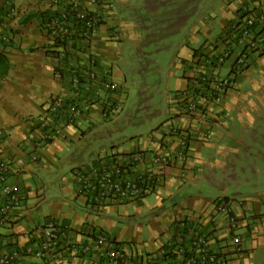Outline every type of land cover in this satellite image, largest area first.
Wrapping results in <instances>:
<instances>
[{
  "label": "crops",
  "instance_id": "crops-1",
  "mask_svg": "<svg viewBox=\"0 0 264 264\" xmlns=\"http://www.w3.org/2000/svg\"><path fill=\"white\" fill-rule=\"evenodd\" d=\"M218 1L222 2L216 8L222 12L205 20V8L213 6L214 10ZM114 3L115 10L103 14L90 40L75 36L72 45L64 48L53 43L44 27L46 18L55 13L50 0H0V38H7L0 40V162L7 163L6 183L15 187L20 197L19 205L0 222V248L12 247L22 253L40 240L38 227L54 220L66 226V240L71 244L90 243L99 232L127 256L160 258L163 245L188 221L204 231L211 251L220 254L226 264H241L247 254L245 240L243 253L233 260V254L227 252L230 248L225 250V221L213 208L216 201L227 202L237 224L242 230L246 225L249 231L244 239L252 238L260 227L256 224L264 221V48L246 54V68L233 76L219 104L203 105L205 109L188 113L178 93L187 85L193 54L196 60L211 40L218 44L224 27L232 23L240 8L255 9L264 0H215L208 5L205 0ZM12 8L16 15L10 17ZM159 40L169 41L172 65L162 68L154 61L155 67L149 70L141 63L139 76L129 82L131 72L126 75L121 66L125 56L129 58L132 51V57L138 54L144 61L149 54L146 46L156 51L153 43ZM129 48L132 50L124 55ZM89 58L95 71H108L117 87L106 94L114 110L119 84L126 93L133 86L142 102L163 95L156 104L161 110L154 111L148 126L138 128L130 138L125 136L122 127L130 123L126 120L129 116L120 120L113 116L114 110L103 111L102 97L94 99L89 111L72 123H66L63 115L48 113L52 98L69 96L72 72L84 69ZM81 85L87 95L94 94L97 86L85 80ZM45 119L47 127L42 125ZM137 152L147 158L124 169L129 177L144 173L150 154L163 155L169 161L160 187L147 195L153 196L152 200L146 196L93 204L87 193H80L82 180L93 168ZM51 175L58 179L60 197L44 195V188L53 180ZM70 201L82 213L72 210ZM2 202L0 197V205ZM129 206L137 212L145 208L149 214L162 211L165 215L151 244L143 241L139 232L134 238L117 228L115 222L127 216ZM121 207L124 210L117 213ZM19 262L115 264L95 253L79 256L66 251L54 260L22 254Z\"/></svg>",
  "mask_w": 264,
  "mask_h": 264
},
{
  "label": "built area",
  "instance_id": "built-area-1",
  "mask_svg": "<svg viewBox=\"0 0 264 264\" xmlns=\"http://www.w3.org/2000/svg\"><path fill=\"white\" fill-rule=\"evenodd\" d=\"M50 5L55 8V13L46 18L44 27L53 43L64 46V48L72 45L75 36L90 40L97 28V22L103 17V14L115 10L114 0H50ZM243 11L248 14L243 18L235 17L223 38L227 40L229 46L221 50L216 46H206L208 49L207 58L199 53L196 60L188 65L190 75L187 77V85L178 93L180 103H186L188 113L201 111L207 105L219 104L230 88L233 76L241 71L245 63V53L263 50L264 4H259L255 9H243ZM15 15V10L12 8L9 16ZM75 24L78 25V29L73 27ZM0 40L4 42L7 41V38L1 37ZM238 48L239 52L227 66V73L222 75V67L229 61L234 49ZM58 57H62L61 53L58 54ZM84 67L86 69L72 72L69 96L58 95L49 102L48 113L55 116L63 115L66 123H72L76 117L88 112L92 107L93 100L98 97L103 99L100 101L103 111L114 110L106 97V94L117 89L108 77L109 72L104 71L98 74L93 68L91 58ZM230 71H233L234 74ZM84 80L86 83L97 85L94 86V94L87 95L84 90L79 88ZM203 105L206 107L203 108ZM42 125L46 127L49 125L47 119L42 122ZM146 158L147 154L137 152L113 158L107 166L99 169L93 168L82 180L80 193H87L91 203L99 204L106 199L114 201L137 200L150 189L155 191L160 187L165 169L169 165L165 156L148 155L149 165L141 175L129 177L124 172V169L126 171L127 168H131L135 164L143 163ZM7 173H9L7 163L0 162V197L3 198L0 205V222L11 209L20 203L16 188L6 183ZM214 211L223 217L232 245L237 250L241 249V242L234 235L237 231L238 221L231 214L228 203L225 201L215 202ZM38 231L41 234L40 240L34 241L22 253L13 248L8 250L0 248V264H20L22 254L38 260H54L62 251L76 253L79 256L95 253L101 259L115 264H226L220 254L211 251L204 231L199 230L197 226L188 221L176 232L173 239L163 245L160 249L162 256L160 258L127 256L112 243L108 236L99 232L92 236L90 243L80 246L71 244L66 240V226H61L54 220L44 222L38 227Z\"/></svg>",
  "mask_w": 264,
  "mask_h": 264
},
{
  "label": "rangeland",
  "instance_id": "rangeland-1",
  "mask_svg": "<svg viewBox=\"0 0 264 264\" xmlns=\"http://www.w3.org/2000/svg\"><path fill=\"white\" fill-rule=\"evenodd\" d=\"M213 3L215 0H205V3ZM222 1H218L216 3L215 9L213 10L212 7L207 10L205 8L204 10V18L205 20L209 18L210 20L213 19L212 16H214V13H221L222 11L220 9H217L216 7H219ZM207 3V5H208ZM209 7V6H208ZM241 10L243 9H248L246 6H243L240 8ZM237 17V15H236ZM234 22V19L233 21ZM231 24V23H230ZM225 26L221 36L219 39H222V37H225V34L227 33V30H229V26ZM156 47V51H154V47L152 46H146V51L149 54L147 55V58L145 56L144 61L140 59L138 54H135V56H131L132 51L129 53V58L125 56V60L122 62V70L125 72L127 75L128 72L130 71V75L128 76V81L131 82L132 78H136L139 76V71L141 67V63L143 64V67L146 69L148 68L149 70L153 67L154 61L157 62V64L164 68V67H170L172 65V61L174 57L169 56L168 53V44L169 41H164V40H159L153 43ZM210 46L214 47L216 46V40H211ZM208 47V46H207ZM132 50V48H129L128 50L125 51L124 55ZM238 49H234L232 52L233 54L231 55L229 61L222 67L226 68V65H230V63L233 61L235 58L237 52H239ZM202 52V51H201ZM250 53V52H249ZM245 54H248L247 52ZM233 56V57H232ZM150 61V62H149ZM153 61V62H152ZM244 65L241 68V71L244 70L245 65L248 61V58H244ZM144 69V70H145ZM222 71V70H221ZM227 71V68H226ZM226 71H222L221 73L224 74ZM145 72V71H144ZM151 72V71H150ZM180 75V72H179ZM157 76V75H156ZM264 77V76H263ZM163 87V86H162ZM161 87V88H162ZM151 91V90H149ZM119 95H118V102H116V107L114 110L113 116L119 117L120 120H123L125 115L129 116L126 120H130V123L127 125H123L122 131H124V135L127 137L133 136V134L138 130V128H142L143 125L148 126V123L151 122L154 119V111L161 110V106H157L156 104L161 102V99H163V95L158 94V98L154 96L153 100L147 101L143 100L140 101L142 98H138V92L134 90L133 86H129L127 93L125 92V89L123 85L119 84ZM148 93V91H147ZM127 148L130 149L129 143H126ZM120 147V146H119ZM53 180L47 184V186L44 188V195L47 197H55V196H61L62 194L59 193L58 191V184H57V178L54 175H51ZM46 182V181H45ZM264 188V186H263ZM150 196V195H149ZM147 200H152V197L146 198ZM72 202V201H70ZM217 202V201H216ZM72 210H76L79 213H82L80 209H78L72 202ZM68 206H65L64 209H67ZM214 209V208H213ZM124 208H119L117 213L123 211ZM127 213H125L127 216L124 217L123 219L115 222L116 226L118 229L124 230V233L126 236L129 237H136V233L139 232L138 234L140 235L141 239L143 241H146V243L151 244V237L155 236L157 234L156 229H157V224L163 223L164 221V214L162 211H154L153 214H149L148 210L145 208H141L139 212H137L135 209L133 210L131 206H129L126 209ZM112 216L116 217V213H111ZM159 215V216H157ZM157 216V217H156ZM260 223H257L256 225L260 226L259 230L254 234L252 238H245V234L248 233V229H246V225L243 226L244 230H242V227L238 224L237 226V231L234 234L236 237L239 238L241 242V249L237 250L233 245H232V240L230 238V234L228 232V229H226V238L224 241L225 245V250L226 248H230L227 252H231L233 254V260L237 257V255H240L243 253V240H245V248H246V255L243 256L241 264H264V221L261 225ZM126 227V228H125ZM159 228V227H158ZM126 230V231H125ZM125 237V236H124ZM228 241V242H226ZM236 256V257H235Z\"/></svg>",
  "mask_w": 264,
  "mask_h": 264
},
{
  "label": "trees",
  "instance_id": "trees-1",
  "mask_svg": "<svg viewBox=\"0 0 264 264\" xmlns=\"http://www.w3.org/2000/svg\"><path fill=\"white\" fill-rule=\"evenodd\" d=\"M237 13H239V14H237ZM53 14V13H52ZM52 14L51 15H49V16H52ZM236 14H237V17L238 18H243L244 17V15H246V14H248L247 12H244L243 10H239L238 12H236ZM99 25V22H97V26ZM73 27H78V25L77 24H75V25H73ZM217 43L218 44H216V47L218 48V47H221V49H224L225 47H227V46H229V43H227V40L226 39H223V37H222V39H218V41H217ZM206 46H210V43H208ZM62 47H64V46H62ZM208 51V49H207V47L205 48V51L203 52V53H200V55L201 56H203V57H205V58H207V54H206V52ZM210 51V50H209ZM251 52H254V51H251ZM250 52V53H251ZM196 54V53H195ZM195 54H193V56H192V58L190 59V61L192 62L193 60H194V58H195ZM246 66H247V63H246V65H245V67L244 68H246ZM208 70V69H207ZM240 71V70H239ZM232 74H234L233 73V71H230ZM152 192H154V190H152V189H150L149 191H147L146 193H143L142 195H141V197L140 198H143V197H146L148 194H150V193H152ZM139 198V199H140ZM233 215V214H232ZM104 234V233H103ZM106 235V234H105ZM111 242V241H110ZM113 243V242H112ZM111 243V244H112ZM117 244H115V246H116ZM12 248V247H11ZM11 248H9V249H11ZM173 258H174V256H173Z\"/></svg>",
  "mask_w": 264,
  "mask_h": 264
}]
</instances>
